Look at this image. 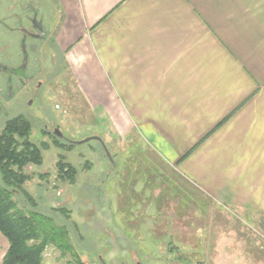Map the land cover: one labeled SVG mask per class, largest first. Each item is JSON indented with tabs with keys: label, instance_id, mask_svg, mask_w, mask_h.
I'll use <instances>...</instances> for the list:
<instances>
[{
	"label": "crops",
	"instance_id": "1",
	"mask_svg": "<svg viewBox=\"0 0 264 264\" xmlns=\"http://www.w3.org/2000/svg\"><path fill=\"white\" fill-rule=\"evenodd\" d=\"M59 4L55 42L92 110L257 216L264 241V0ZM8 249L0 233V264Z\"/></svg>",
	"mask_w": 264,
	"mask_h": 264
},
{
	"label": "rangeland",
	"instance_id": "2",
	"mask_svg": "<svg viewBox=\"0 0 264 264\" xmlns=\"http://www.w3.org/2000/svg\"><path fill=\"white\" fill-rule=\"evenodd\" d=\"M46 1L41 11L49 35L32 64L35 79L44 83L42 103L16 113L31 122V140L44 160L25 169L30 179L23 189L33 202L22 192L13 197L21 211L45 214L67 229L68 250L49 245L43 264H264L257 216L199 189L139 135L120 137L107 114L92 110L55 42L60 0L56 6ZM6 3L0 0V13L15 8V0ZM3 29L0 54L14 38ZM9 103L14 100L0 96V131L17 116ZM56 129L77 142L98 133L115 160L107 159L100 143L70 145L55 136ZM61 157L77 170L73 182L59 176Z\"/></svg>",
	"mask_w": 264,
	"mask_h": 264
},
{
	"label": "trees",
	"instance_id": "3",
	"mask_svg": "<svg viewBox=\"0 0 264 264\" xmlns=\"http://www.w3.org/2000/svg\"><path fill=\"white\" fill-rule=\"evenodd\" d=\"M32 124L23 117L9 119L0 131V233L8 240L9 249L2 264H43L49 245L68 250L67 229L57 226L53 218L36 211L23 212L13 199L30 176L27 167L43 164L42 149L31 140ZM57 143V141H56ZM62 180L74 181L77 170L61 157L58 162ZM68 216L65 208L57 209ZM79 264L80 261H78Z\"/></svg>",
	"mask_w": 264,
	"mask_h": 264
},
{
	"label": "flooded vegetation",
	"instance_id": "4",
	"mask_svg": "<svg viewBox=\"0 0 264 264\" xmlns=\"http://www.w3.org/2000/svg\"><path fill=\"white\" fill-rule=\"evenodd\" d=\"M8 1L6 4H8ZM15 1V8L12 11L7 6L2 8L0 13V27L4 28V32L14 36L12 44L7 43L6 52L0 54V96L8 102L14 100V103H9L6 107H8V111L12 109L11 111L16 114L22 106L32 107L36 102L39 106L40 102L42 103V99L38 96L43 90L44 83L35 79L32 64L34 59H37L36 53L39 43L47 40L49 33L44 11H41L43 7H45L44 9L48 8L46 0ZM49 2L55 5L57 0H49ZM14 117L22 116L17 115ZM54 133L57 138L70 145L80 146L90 141H96L104 148L103 138L98 133H93L88 138L91 140L82 144L80 142L83 141L77 142L69 139L58 129ZM106 148L111 156L110 160L104 148L107 159L113 162V159L115 160L114 155L107 146ZM116 165L114 161L113 166Z\"/></svg>",
	"mask_w": 264,
	"mask_h": 264
},
{
	"label": "water",
	"instance_id": "5",
	"mask_svg": "<svg viewBox=\"0 0 264 264\" xmlns=\"http://www.w3.org/2000/svg\"><path fill=\"white\" fill-rule=\"evenodd\" d=\"M90 140H91V139H87V140H85V141H83V142H80V144L85 143V142H88V141H90ZM102 143H103L104 148L106 149L107 156H108V157L110 158V160H111V156H110L109 151L107 150V148H106L105 143L103 142V140H102Z\"/></svg>",
	"mask_w": 264,
	"mask_h": 264
}]
</instances>
